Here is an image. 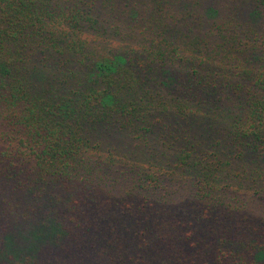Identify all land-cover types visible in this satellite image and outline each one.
<instances>
[{"label": "trees", "instance_id": "16d2710c", "mask_svg": "<svg viewBox=\"0 0 264 264\" xmlns=\"http://www.w3.org/2000/svg\"><path fill=\"white\" fill-rule=\"evenodd\" d=\"M248 193L264 0H0V264H264Z\"/></svg>", "mask_w": 264, "mask_h": 264}, {"label": "rangeland", "instance_id": "374dc122", "mask_svg": "<svg viewBox=\"0 0 264 264\" xmlns=\"http://www.w3.org/2000/svg\"><path fill=\"white\" fill-rule=\"evenodd\" d=\"M138 39L135 38L131 41H126L125 43L127 44H136V41ZM116 140V142L119 145H122L124 143H127L126 138L121 137V136H116V138H114ZM233 169L240 173L241 172V167L240 165H236L233 164ZM259 183V182H258ZM228 194H232V192L228 191ZM263 195V194H262ZM2 197H0V234L6 233L8 231H12V232H16L17 228H15L12 223V221L8 220V217H6L5 214H2V202H1ZM179 200H183V199H179ZM179 200H176V203H178ZM185 202H187V200H185ZM239 203H240V207L242 206V204H244V207H241V212H239V217L240 218H244L246 220V222H248L249 224H256L259 223L261 221L264 220V201L262 196H254L252 193H248L244 196H240L239 197ZM114 207L109 205L108 207H105L102 211L106 212L107 215H111V212H113ZM123 212H125L124 208L122 210ZM114 214L117 213V210H114ZM119 212V210H118ZM194 228V226H192ZM147 244V243H145ZM65 250V249H64ZM60 252H63V249H59L57 250V248H50L49 250L46 249H42V251L40 252V264H71L69 262V257L67 256V254H62Z\"/></svg>", "mask_w": 264, "mask_h": 264}]
</instances>
